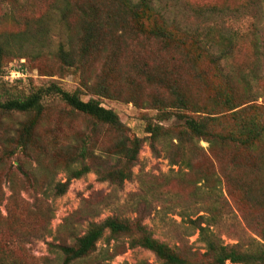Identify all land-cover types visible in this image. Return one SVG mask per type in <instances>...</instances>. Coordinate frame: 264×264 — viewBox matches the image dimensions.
Segmentation results:
<instances>
[{
  "label": "trees",
  "instance_id": "trees-1",
  "mask_svg": "<svg viewBox=\"0 0 264 264\" xmlns=\"http://www.w3.org/2000/svg\"><path fill=\"white\" fill-rule=\"evenodd\" d=\"M1 5H9L3 13L4 21L14 24L22 21L25 27L18 32H0V63L2 58L27 57L21 42L31 38L34 43H40L34 47L37 54L53 56L62 67H73L77 70L89 57L96 54L106 55L105 64L111 67L109 60L118 51V46L114 47L115 42L118 43L117 39L124 42L128 38L141 43V36L157 44L160 58L170 57L182 61L183 56L185 64L194 70H191L194 85L202 84L210 93L203 102L195 101L188 94V87L182 83V77L175 71L161 68L147 60H132L125 77L122 78L127 85H131L126 101L138 104L141 101L140 104L155 110L159 119V122H145L144 137L130 134L129 128L121 122L117 113L102 106L98 100L82 99L80 88L69 91L50 81L46 85L35 87L27 94L0 98L1 117L13 114L24 116L17 126L6 127L0 123V168L2 163L13 158L18 162L15 168L26 181L31 182L34 179L37 183L35 168H31L28 160H34L39 167L41 159L48 154L49 168H41L50 172L59 164L63 165L67 174L64 181H58L51 187L53 195L60 196L67 190L71 179L79 178L89 171H94L99 180L109 181L120 187L125 180L131 178V168L146 140L155 155L160 150H167L166 157L172 165H183L187 169H192L191 156L202 149L198 145L200 140L207 142L209 148L231 150L229 159L233 166L240 162L237 161L239 156L252 157L251 153L264 146V102H257L256 93V85L264 75L261 71V66H264V31L261 34L255 25L251 37L242 40L250 51L251 62L236 77L230 70L225 69L237 48L231 33H214L211 28H207L205 32L188 28L176 18L169 17L153 0H104L102 4L95 0L73 3L69 0H53L46 14L31 20L19 17L20 0H0ZM210 8V11H219L215 7ZM254 8L260 14V7ZM261 8L264 12V0H261ZM69 13L75 17L73 25L69 23ZM53 16L61 27L56 46L50 45V42L47 45L43 43L49 39L53 25L49 20ZM32 28H35L34 33ZM35 33H38V37L32 36ZM149 52V57L155 53ZM204 60L208 61L212 74L218 78L216 83H207V72L205 69L199 70V64ZM132 73L140 79L144 91L148 89L147 98L139 99V94L134 89L137 84L131 78ZM83 84L91 92L103 96L118 99L121 95L103 80L96 81L93 85ZM50 96L57 97L72 111L89 119L91 129L86 133L67 137L64 141H52L50 146L43 144L36 128L45 114L46 99ZM170 120L174 124H161ZM100 127L109 129L113 134L105 144L96 137ZM160 144L161 148L158 147ZM20 156L26 160L23 162ZM261 156L262 154L256 158ZM193 169L196 174L203 172L194 165ZM214 173L216 175L218 172L213 170L211 175L197 177L196 184L200 180L202 182L199 185L194 182L190 192V196L196 200L195 203L204 202L202 186L213 188L218 182L216 177H212ZM225 177L229 180L230 173ZM10 183V189H15L16 184L11 179ZM154 191L155 188L151 185L142 186V200L134 203L138 214L133 219L106 217L88 224L85 232L71 244L64 240L58 243L47 242L49 252H54L56 256L55 259L44 257L42 264H109L114 256L124 251L125 244L118 242L122 237L127 238L129 247L140 246L151 251L159 260L158 264H194L165 242L154 238L143 223L151 203L146 198L147 194L151 199L160 201L158 210L161 211V207H173L166 204L169 199L164 193ZM218 203L219 201L216 204ZM216 204L208 203L205 209L194 213V218H187L189 228L198 230V237L205 244L208 264H264V230L261 232L263 243L253 240L246 247L239 242L223 243L213 228L217 216ZM47 211L50 214V209L46 208L45 212ZM105 232L106 247L96 253V243L103 238ZM18 234L20 241V232ZM12 240L17 241L15 237L9 236L0 242V264H20L19 260L12 257ZM111 240L118 243L109 247ZM133 264L148 263L140 261Z\"/></svg>",
  "mask_w": 264,
  "mask_h": 264
},
{
  "label": "rangeland",
  "instance_id": "rangeland-1",
  "mask_svg": "<svg viewBox=\"0 0 264 264\" xmlns=\"http://www.w3.org/2000/svg\"><path fill=\"white\" fill-rule=\"evenodd\" d=\"M69 1L73 3L82 0ZM95 1L102 4L104 0ZM52 2L53 0H20L18 15L28 20L38 18L47 13ZM153 2L169 17L176 18L188 28L201 32L211 28L214 33L223 32L226 35L231 33L237 48L225 69L230 70L232 75L237 77L239 71L251 62L250 51L242 40L251 37L254 25L261 34L264 31L261 0H153ZM254 6L260 7V14H257ZM6 7L9 5L0 6V32H18L24 29L22 21L20 24H14L2 19ZM210 7H215L219 11H210ZM53 18L49 20L53 25L49 39L43 41L45 45L50 42V45L56 46L59 40L61 27L56 17ZM74 18L72 13L68 14L71 25L74 24ZM31 30L34 33L35 28ZM32 36L38 37V33ZM140 38L141 43L128 38L124 42L117 39L118 43L115 42L114 47L118 46V51L117 55L109 60L111 67L105 64L106 55L96 54L89 57L77 70L73 67L60 66L56 58L46 53L37 54L34 47L39 46V42L36 44L31 38L22 42L19 40L24 45L27 57L2 58L0 98L27 94L35 87L46 85L50 81L69 91L80 88L82 99L98 100L102 106L117 113L121 122L129 128L130 134L144 137L145 122H159V119L156 111L145 104H140L141 101L139 104L126 101L131 85H127L122 78L125 77L132 60H147L161 68L175 71L180 78L182 77V83L188 87L187 92L195 101L206 100L210 90L202 84L194 85L192 77L194 70L185 64L183 56L182 61L170 57L160 58L157 54V44L141 36ZM149 51H154V55L149 57ZM198 68L207 72V83L217 82L218 78L212 74V67L207 60L202 61ZM15 70L23 72V76L13 75V78H10V72ZM261 71L264 72V66H261ZM131 78L137 84L134 89L138 92L139 99L147 98L148 89L144 91L143 84L135 74L132 73ZM101 80L119 91L121 95L118 99L93 93L83 84L84 82L93 85ZM256 91L257 102H264V75L257 83ZM23 118L24 116L19 114L0 116V123L6 127L17 126ZM171 123L174 124V121L161 122L164 125ZM91 127L89 119L72 111L57 97L50 96L46 99V111L36 132L41 142L50 146L52 141H64L67 137L86 133ZM1 130L2 128L0 132ZM112 135L109 129L100 127L96 137L105 144L110 141ZM198 145L202 149L191 156L192 169H187L183 165H172L166 157L167 150H160L159 154L155 155L146 140L138 153L135 165L131 168V178L125 180L120 187L109 181L99 180L94 171H89L79 178L71 179L67 190L60 196H54L51 187L54 183L66 179L67 174L63 165L58 164L57 168H52L49 172L44 170L45 167L49 168L48 154L41 159L39 167L34 160H28L31 168H35L36 183L34 179L31 182L26 181L22 173L15 168L18 162L10 158L2 163L0 168V242L9 236L15 237L17 241L12 240L10 245L12 257L19 260L20 264H42L44 257L55 259L56 256L54 252H49L47 242L58 243L64 240L71 244L76 237L85 232L88 224L99 222L106 217L135 218L138 213L134 203L142 200V186L151 185L155 188L154 192L164 193L169 199L166 204L173 207L169 209L161 207L160 211L158 210L160 201L151 199L147 194L146 198L151 203L143 223L154 238L174 248L191 263L208 264L205 244L199 239L198 230L190 229L187 221L188 217L196 216L195 212L205 209L208 203L215 205L219 201L216 204L217 216L213 228L223 243L239 242L245 247L253 240L263 243L261 232L264 230V146L251 153L253 158L250 155L241 158L239 156L237 161L240 162L233 166L229 159L231 150L209 148V144L203 140H200ZM161 146L158 145L159 148ZM171 149L172 147L169 151ZM260 154L261 158H256ZM254 158L256 160L253 161ZM20 159L23 162L26 160L22 156ZM193 165L203 172L196 174ZM213 170L218 172L216 175L214 173L215 176L212 175L218 182L213 188L202 186L204 202L195 203L196 200L190 196L194 182L196 184V179L200 175H211ZM228 173L229 180L225 177ZM10 179L16 184L13 190L10 189ZM201 182L202 180L196 185ZM46 208L50 209V214L48 211L45 212ZM106 236L105 232L103 238L97 241L96 253L106 247ZM127 241L125 237L119 239V243L125 244L124 251L114 256L109 264L124 262L133 264L140 261L148 264L159 263L151 251L140 246L129 247ZM118 242L111 240L109 247Z\"/></svg>",
  "mask_w": 264,
  "mask_h": 264
},
{
  "label": "built area",
  "instance_id": "built-area-1",
  "mask_svg": "<svg viewBox=\"0 0 264 264\" xmlns=\"http://www.w3.org/2000/svg\"><path fill=\"white\" fill-rule=\"evenodd\" d=\"M13 75H15V77H20L23 76V72L19 70L11 71L9 74L10 78H13Z\"/></svg>",
  "mask_w": 264,
  "mask_h": 264
}]
</instances>
